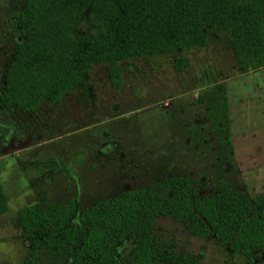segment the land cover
<instances>
[{"label": "rangeland", "instance_id": "374dc122", "mask_svg": "<svg viewBox=\"0 0 264 264\" xmlns=\"http://www.w3.org/2000/svg\"><path fill=\"white\" fill-rule=\"evenodd\" d=\"M19 3L0 0V86L18 39L11 23ZM174 55L189 65L174 70ZM116 65V88L105 66L96 65L85 95L75 88L33 112H0V185L7 198L0 264H22L26 246L15 214L26 204L39 203L56 220L72 206L68 222L78 225L86 207L164 176L188 177L199 194L264 192V66L239 73L222 34L190 51ZM153 238L159 248L201 264H247L169 215L155 219ZM32 264L68 263L39 248ZM250 264H264V250Z\"/></svg>", "mask_w": 264, "mask_h": 264}, {"label": "trees", "instance_id": "16d2710c", "mask_svg": "<svg viewBox=\"0 0 264 264\" xmlns=\"http://www.w3.org/2000/svg\"><path fill=\"white\" fill-rule=\"evenodd\" d=\"M14 15L18 39L2 72L0 112H33L75 88L85 95L96 65L116 88L117 61L190 51L210 34L227 38L239 73L264 66V0H20ZM188 65L186 56H173L174 70ZM72 208L59 220L39 203L16 210L26 241L22 264H32L39 248L68 264H201L156 245L155 219L164 215L247 264L264 250V192L199 194L188 177L171 175L97 201L80 211L78 225L68 222ZM6 209L0 185V214Z\"/></svg>", "mask_w": 264, "mask_h": 264}, {"label": "crops", "instance_id": "0c3cea01", "mask_svg": "<svg viewBox=\"0 0 264 264\" xmlns=\"http://www.w3.org/2000/svg\"><path fill=\"white\" fill-rule=\"evenodd\" d=\"M2 190H3V189H2ZM3 213H4V212H3ZM0 217H1V214H0ZM21 242H22V245H23V246H26V245H25V243H26L25 240H22Z\"/></svg>", "mask_w": 264, "mask_h": 264}]
</instances>
